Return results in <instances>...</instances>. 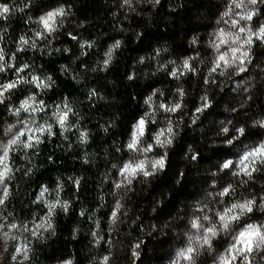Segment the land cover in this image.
<instances>
[{"label":"clouds","instance_id":"obj_1","mask_svg":"<svg viewBox=\"0 0 264 264\" xmlns=\"http://www.w3.org/2000/svg\"><path fill=\"white\" fill-rule=\"evenodd\" d=\"M0 264H264V0H0Z\"/></svg>","mask_w":264,"mask_h":264},{"label":"trees","instance_id":"obj_2","mask_svg":"<svg viewBox=\"0 0 264 264\" xmlns=\"http://www.w3.org/2000/svg\"><path fill=\"white\" fill-rule=\"evenodd\" d=\"M88 11H91V9H89ZM84 14L87 15V12H85ZM181 43H182V42H181ZM46 66H48V65H46ZM137 95H138V96H142V95H143V90L140 89L139 86H137ZM128 101H129L128 106H129V107H132L134 110H133L132 112L127 113V115H128V116H132V117H134V116L138 113L139 109H138L136 106L131 105V98H130V97H128ZM205 159H207V158H205ZM50 175H51V170H49V172L45 175L44 178L47 179V178L50 177ZM186 188H187V182H186V184H185V189H186ZM182 190H184V189H182Z\"/></svg>","mask_w":264,"mask_h":264}]
</instances>
